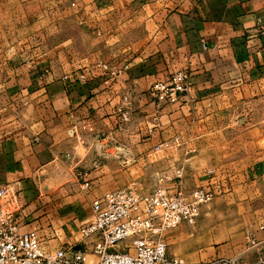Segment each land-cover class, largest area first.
<instances>
[{
  "label": "crops",
  "instance_id": "crops-1",
  "mask_svg": "<svg viewBox=\"0 0 264 264\" xmlns=\"http://www.w3.org/2000/svg\"><path fill=\"white\" fill-rule=\"evenodd\" d=\"M262 25L264 0H0L2 209L44 248L74 245L92 201L109 190L93 185L132 180L113 176L120 165L153 163L174 177L170 193L179 182L213 194L194 236L186 225L166 232L168 257L262 264ZM177 71L189 75L187 92L156 104L151 85ZM128 94L131 117L121 124ZM95 151L105 154L99 163ZM113 151L126 157L113 160ZM78 164L93 169L87 187Z\"/></svg>",
  "mask_w": 264,
  "mask_h": 264
},
{
  "label": "built area",
  "instance_id": "built-area-1",
  "mask_svg": "<svg viewBox=\"0 0 264 264\" xmlns=\"http://www.w3.org/2000/svg\"><path fill=\"white\" fill-rule=\"evenodd\" d=\"M259 33L264 36V25ZM110 73L118 72L112 68ZM188 80L186 71H177L167 80L151 85L149 95L159 105L177 103L187 92ZM131 105L132 97L123 96L117 109L121 124L129 122ZM75 134V126H71L67 135ZM65 160L70 162L71 156L66 155ZM86 177V173H76L84 187L88 186ZM168 181L166 177L159 178L148 194H137L128 187L95 199L91 203L90 221L78 230V241L57 250H46L35 231H20L12 213L2 209L6 192L1 189L0 264H187L167 256L164 235L181 224L193 225L200 207L210 202L213 195L203 187L170 193L164 186ZM126 242L130 246L118 247ZM205 264H239V261L219 258Z\"/></svg>",
  "mask_w": 264,
  "mask_h": 264
},
{
  "label": "rangeland",
  "instance_id": "rangeland-1",
  "mask_svg": "<svg viewBox=\"0 0 264 264\" xmlns=\"http://www.w3.org/2000/svg\"><path fill=\"white\" fill-rule=\"evenodd\" d=\"M63 11H65V13H68V11L66 9L63 10ZM83 12H84L83 10H81L80 12H79V10H77V12L73 13V14L77 15L80 18V17H82ZM60 27H62V29H60L62 34H68L67 26H60ZM68 27H70V26H68ZM31 29L32 28H30L29 31H27L28 34L31 33V32L35 33V30L31 31ZM51 43L52 42L50 40L49 44H51ZM1 60L2 61H0V62H3V58H1ZM173 104H175V103H173ZM0 108L4 110V108H7V107L2 105L1 102H0ZM2 115H3V113L0 112V119L4 117ZM68 129H70V128H68ZM68 129L66 130V133L68 132ZM101 139H104L103 136L101 138L98 137L97 141H100ZM98 150H100V149H98ZM103 155H105V154H101V153H99V151H95L93 153V155H92L93 158L91 160H93V162H95V163H99L100 159L104 158ZM107 155H109L113 160L117 159V158H125L126 157V154L121 152V151H117V152L113 151V152H111L110 154H107ZM72 169H73V171L77 170L76 172H78V170H79V171H81L83 173H86L87 175H89L90 172L93 170V169H90L89 167H87V165H85V164L83 166H81V164L74 165ZM164 171H165V169H163L162 166H155L153 163L148 164L147 162L141 163L140 165H138L137 163L136 164L134 163V164L128 165V166L123 165V167H121V165H120L119 168H118L117 173L113 172V176L114 175H121V176L126 177V178H132V180L134 179L133 181L124 179V182L121 181V183H119L120 181L114 180V181H111L113 183L107 184V185H104V184H101V183H96V184L93 185V188L100 189V188H104V187L107 186V187H109L108 192H112L114 190H119V189H124V188H128L129 187V188L133 189L137 194H148L157 185V182H158L159 178H161V177H166L167 179L172 178V179H169V181L164 184V186L166 188L170 184V182L174 181L173 180L174 177L167 176V175L163 174ZM177 174L179 176L180 173L178 172ZM181 179H182V177L180 176V181H181ZM178 184H179V182H178ZM176 186H177V182L175 184V187ZM181 186H182V184H179V186H177V190L181 189L183 191H189V190L182 189ZM81 192H83V193L81 194ZM84 192L85 191L80 190V192H77V193L81 194L80 197L82 198ZM104 195H102V196H104ZM80 197H77L76 200H79ZM101 197H99V198H101ZM210 202H208L207 204H209ZM207 204H205V205H207ZM205 205H203V206H205ZM201 207H200V209H201ZM196 221H197V219H196ZM196 221H195V223L193 225H188V224H181V225L188 226V228L190 230L188 233L190 235L194 236L195 235ZM181 225H179V226H181ZM179 226H177V227H179ZM77 241H78V234H77ZM42 245H43V240H42ZM123 245L130 246V242H126V243L120 244L118 247L119 248H123ZM43 246H45V245H43ZM64 247H67V246H64ZM45 249L46 250H50V249H47V248H45ZM57 249H59V248H57ZM57 249H53V250H57ZM178 259H181V258H178ZM213 260H216V258L215 259H206V260L200 262V264H205V263L211 262ZM184 262L187 263L186 261H184Z\"/></svg>",
  "mask_w": 264,
  "mask_h": 264
}]
</instances>
